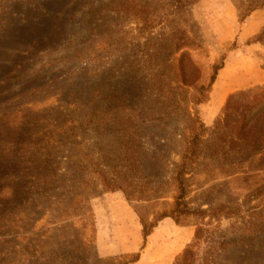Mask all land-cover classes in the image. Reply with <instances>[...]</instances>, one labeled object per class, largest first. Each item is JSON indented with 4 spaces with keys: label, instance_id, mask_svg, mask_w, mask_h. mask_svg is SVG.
Here are the masks:
<instances>
[{
    "label": "rangeland",
    "instance_id": "rangeland-1",
    "mask_svg": "<svg viewBox=\"0 0 264 264\" xmlns=\"http://www.w3.org/2000/svg\"><path fill=\"white\" fill-rule=\"evenodd\" d=\"M242 1L0 0V264H187L198 225L188 264H264V121L241 128L264 6ZM192 132L184 200L218 216L151 227Z\"/></svg>",
    "mask_w": 264,
    "mask_h": 264
},
{
    "label": "trees",
    "instance_id": "trees-1",
    "mask_svg": "<svg viewBox=\"0 0 264 264\" xmlns=\"http://www.w3.org/2000/svg\"><path fill=\"white\" fill-rule=\"evenodd\" d=\"M176 1L177 3H180L182 5L183 2L190 1V0H176ZM262 6H264V0H243L240 5V12H239L240 21H243L246 18V16H248L253 10L260 8ZM173 29L174 30L168 36V39H169V45L170 47L173 48L174 51H178L182 49L184 46H191L195 44L194 38L189 36L187 33L185 34L183 30H180V28H176V27H174ZM251 41L252 42H257V41L264 42V28ZM181 61H182L181 68L184 71L183 59ZM190 65L196 69V67L194 66L192 62H190ZM184 81L187 82L185 79ZM257 89L263 90L264 92V87H257ZM250 92L251 90L247 91V94H249ZM246 107L249 108L250 112L255 110V113H253V116L252 115L250 116V113L248 110H246L247 112L245 113H242V114L240 113L242 115V121H243L241 128H244L245 125L249 123L250 128L252 127V130L259 129L260 126H263L261 122L264 121V98H259L258 94H253L252 98L246 103ZM234 108L237 110L238 107L236 106ZM250 118L253 120L251 122H248V119ZM217 122H219V120H217ZM197 136L198 134L196 132H192L187 135L186 140H185V147L180 155V162L177 165L178 169L174 177V180L176 183V190L178 191V193L174 196L175 200H174L173 209L170 210L169 213L165 212L161 214L160 217L157 218L156 221L150 225L151 227L155 226L158 220L162 219L165 216L170 215V213H176V218H175L176 221H179L181 215H188V214H195L198 216L209 215L210 217L218 216V214L215 213L217 209L220 208L218 206L207 208V209H202V208L191 209L184 200L186 186H185V178L183 175H184L185 170L188 169L189 163L192 162L193 159L196 157V155L194 154V151H195V144L197 141ZM250 141H251L250 143L251 145H254L256 143V140L252 139V137ZM76 196H77L76 194H73L72 196H70L69 204H68L69 206H71L73 202L75 205L82 199L83 200L86 199L85 197H83L82 194H80V196L78 197L79 199L75 201ZM231 213L234 214L235 211H232ZM203 230L204 228L201 225H198L196 227V231H195V235L193 239L186 245V247L183 250L182 256H183L184 261L187 262V264L190 262V257L192 255L191 247L198 246L201 243V237H203L201 233L203 232ZM208 238L210 239L211 236ZM207 244L209 248L215 247V246H212L213 243H211V240H210V243H207ZM130 262L131 261L123 262L121 264H127Z\"/></svg>",
    "mask_w": 264,
    "mask_h": 264
}]
</instances>
